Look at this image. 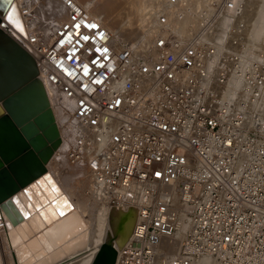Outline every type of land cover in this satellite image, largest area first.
Returning <instances> with one entry per match:
<instances>
[{
	"label": "built area",
	"instance_id": "obj_1",
	"mask_svg": "<svg viewBox=\"0 0 264 264\" xmlns=\"http://www.w3.org/2000/svg\"><path fill=\"white\" fill-rule=\"evenodd\" d=\"M59 1L45 38L15 0L39 79L70 103L68 162L106 206L137 208L114 264H264V30L248 0H165L130 42Z\"/></svg>",
	"mask_w": 264,
	"mask_h": 264
},
{
	"label": "bare ground",
	"instance_id": "obj_2",
	"mask_svg": "<svg viewBox=\"0 0 264 264\" xmlns=\"http://www.w3.org/2000/svg\"><path fill=\"white\" fill-rule=\"evenodd\" d=\"M54 1H47L48 3L46 8L50 7L48 8L49 10L46 9L47 14L49 11L48 21H39L44 23V25L42 24V30L40 29V31L45 38H49L57 23L66 19L68 16V11L61 4V2L59 0H57L58 2L56 0ZM136 1L137 0H134L132 2L133 7L130 6L131 4L129 5L128 3H126L131 7V9H133L132 12L135 10L134 7H140L139 4L135 3ZM154 2H156V6L154 7V9H151L152 11L150 9H147L145 5L143 6V9L144 11H147L144 13H142L141 11V14H138L139 12L135 14V11L132 13L133 15L128 13L129 15L133 16L132 19L131 16L129 18V22H131L130 26H132V28L130 29L132 30L129 29L128 23L126 24L128 26L127 28L129 31L136 34L134 40H131V38L129 39L130 41H135L138 35H140V33L144 32L147 29L153 13L156 10L163 8L165 0H154ZM250 2L251 0H248L246 8L247 19L253 18L257 33H262V30H264V17L258 15V10H256L253 14L249 13L248 6L250 5ZM255 2L256 4H260V6L264 5L263 1H259V3L257 1ZM86 3L89 4V7H87L86 5H84V7L90 12V14L98 18L104 25L105 22L103 23L101 17L93 13V10H98V5L95 6L93 4V1H91V3ZM126 6L127 5H124V9L126 8ZM129 6H127V9L130 8ZM109 9H105V13L108 15H110ZM34 13L35 12L33 11V14ZM103 16L105 15L103 14ZM20 17L21 20H23L21 14ZM35 17L36 15H33V17H31V22L33 23V25L40 24L38 23V21L36 23ZM36 19L38 18L36 17ZM22 24L25 30L26 28L23 21ZM108 24V22L107 24L105 23V25ZM111 24L112 23H110V25ZM105 27L107 29L109 28L107 26ZM108 30L110 31L111 29ZM128 30H126L127 34H130ZM138 30L140 31L136 33V31ZM26 36L27 35L25 30V37L21 36V38L30 50L29 45H27L25 41ZM114 36L116 37V39L130 42L125 38L123 39V35L121 36L122 39L119 38L120 36ZM41 83L44 90L47 89L48 95L50 97L54 96L56 98H59V102H63L65 105H67V109L65 110L66 119L62 122L72 124L68 114V110L70 109L69 101L61 97L56 87H53L47 83L45 84L42 81ZM68 132H74L70 125ZM60 144L62 145V148H59V153L64 155V158H66L67 160L66 164L69 167L65 171L63 169V166L60 167V165H58L56 157L59 156V153L55 154L53 157L51 156V160L49 159L50 161H48L46 164L47 171L50 175L49 177H47V179L44 180V183H46V185L48 186L40 182L38 186H33L31 188L30 195L21 197L23 203L29 201L28 203L30 210H28L27 216L22 217L20 222L13 226L9 224L6 227L5 225L4 230L0 233V264H49L50 261L57 257L61 258V260L55 264H91L97 248L109 237L111 231L109 222V217L111 214L110 211L113 210L115 212L122 207L106 206L105 202L100 198L99 193L94 190L92 181L85 169V165L82 162L70 164L66 157L65 141L61 140ZM85 175L87 177L86 179H84ZM53 185L58 191L56 196H61L63 194L64 197H66V199L69 201V203H64V207H60L59 204L57 205V201L55 202V207L51 204L53 194L52 192L49 193L48 189ZM84 191L85 193H83ZM88 203H91L90 205H93L97 208L95 209L94 215H92V213L90 214V210L87 205ZM103 205L106 207H104ZM57 208H60L61 211H65L64 214L57 215ZM136 220L137 215L134 212V214L129 217V220L123 225V239H125L124 243L127 242L129 237L131 236L133 230L132 226L134 227ZM53 241L54 243L55 241H58V243L53 244V248L49 249L48 251V244H52ZM173 249L174 247L168 248L169 252L173 251Z\"/></svg>",
	"mask_w": 264,
	"mask_h": 264
},
{
	"label": "water",
	"instance_id": "obj_3",
	"mask_svg": "<svg viewBox=\"0 0 264 264\" xmlns=\"http://www.w3.org/2000/svg\"><path fill=\"white\" fill-rule=\"evenodd\" d=\"M0 16V26L7 32L0 29V206L7 227L28 215L29 201L23 203L21 197L30 195L40 182L46 185L50 175L46 164L61 139L35 58L21 38L25 30L15 0H0ZM48 191L54 207L56 201L60 207L69 203L63 194L56 196L54 185ZM64 212L56 209L57 215ZM110 212L109 237L91 264H114L117 250L126 243L123 225L134 212L137 215L133 206Z\"/></svg>",
	"mask_w": 264,
	"mask_h": 264
},
{
	"label": "rangeland",
	"instance_id": "obj_4",
	"mask_svg": "<svg viewBox=\"0 0 264 264\" xmlns=\"http://www.w3.org/2000/svg\"><path fill=\"white\" fill-rule=\"evenodd\" d=\"M28 1V3H29V5H30V7L33 9V11L35 12L34 13V15H36V17L38 18V19H36V17H35V21H36V23H37V21H38V23H40V24H36V25H34V26H36L37 28H39V30L41 29L42 30V28H41V26H42V24L44 25V23H42V22H39V21H44V22H47L48 21V17H49V11H48V14H47V12H46V9H48V8H50V7H48V8H46L47 7V1H54V0H27ZM57 1V0H56ZM83 7H84V5H86L87 7H89V4L88 3H86V2H90L91 3V1H93V4L95 5V6H97V9L98 10H93V13H95L97 16H99V17H101V19H102V21H103V23L105 22L106 24H107V22L109 23L108 25H105V23H104V26H107V27H109V25H110V23H112L111 25H110V27L108 28V29H111L110 31L113 33V35H116L117 37H119V38H121V36L123 35V39L125 38L127 41L129 40V39H131V40H134V38H135V35L136 34H134V32L132 33L131 31H129L128 30V26H129V29L130 28H132V26H130L131 25V22H129V18H130V16H131V19H132V13L134 12L135 14H137L138 12V14H141L140 13V11L142 12V13H144V12H146L147 10H145L144 11V9H143V6H145L146 5V7H147V9H154V7L156 6V2H154V0H137L135 3H137V4H139L140 5V9H143V10H140L139 8H138V6H137V8L136 7H134L135 8V10L132 12V10L133 9H131V7L130 6H132L133 7V5H132V2L134 1V0H77ZM84 1H85V3H84ZM127 1V2H126ZM130 1V2H129ZM55 2V1H54ZM58 2V1H57ZM96 2H97V4H96ZM108 2V3H107ZM110 2V3H109ZM118 2V3H117ZM142 2V3H141ZM83 3V4H82ZM122 3V4H121ZM126 3H128V4H126ZM153 3V4H152ZM111 4V5H110ZM136 4V5H137ZM144 4V5H143ZM93 5V6H94ZM108 5V6H107ZM110 5V6H109ZM123 5V6H122ZM124 5H127V6H129L130 8L129 9H127V6H126V8L124 9ZM117 7V8H116ZM121 7V8H120ZM110 8V9H109ZM113 8H115V9H113ZM105 9H109V14L110 15H108V14H106L105 12H106V10ZM122 9V10H121ZM49 10V9H48ZM127 10H129V11H127ZM256 10H258V15L259 16H262V17H264V5H262V6H260V4H256V2L254 1V0H251V2H250V5L248 6V11H249V13H251V14H253ZM111 11V12H110ZM152 11V10H151ZM127 13V14H126ZM132 14V15H129V14ZM103 14L105 15V16H103ZM100 15H102V16H100ZM107 16V17H106ZM0 18H1V20H3V18L0 16ZM107 21V22H106ZM118 23V24H117ZM128 23V26L126 25ZM127 28V29H126ZM0 29L2 30V31H5V29L4 28H2L1 26H0ZM122 29V30H121ZM26 30V29H25ZM126 30H128V32H130V34H131V36H130V34L128 33L127 34V31ZM130 30H132V29H130ZM140 30H138V31H136V33L137 32H139ZM6 32V31H5ZM115 32H116V34H115ZM122 34V35H121ZM125 34V35H124ZM26 35H27V31H26ZM128 35V36H127ZM122 39V38H121ZM130 41V40H129ZM46 91V95H47V97H48V100H49V102H50V105H51V108H52V110H53V112H54V115H55V120H56V123L58 122L59 124H60V122H62L63 120H65L66 119V109H67V105H65L63 102H59V98H56V97H54V96H52V97H50L49 95H48V91H47V89L45 90ZM57 123V124H58ZM57 127H58V125H57ZM59 130V129H58ZM62 145L60 144L59 145V147H58V149H56L55 151H54V153H53V155H52V157L55 155V154H57V153H59V148L61 147ZM62 148V147H61ZM62 152V151H61ZM50 160H51V158H50ZM49 160V161H50ZM56 161H57V163H58V165H60V167L61 166H63V169L66 171L67 169H68V165L66 164V158H64V155L63 154H61V153H59V156H57L56 157ZM85 174V173H84ZM87 177H86V175H85V178L84 179H86ZM84 181V180H83ZM82 188V187H81ZM83 190H84V188H83ZM83 193H85V191L83 192ZM82 193V194H83ZM77 194H78V192H77ZM81 194V195H82ZM91 203H88L87 205H88V208H89V212H90V214L92 213V215H94V213H95V209H97L96 207H94L93 205H90ZM90 205V206H89ZM104 206V205H103ZM92 207V208H91ZM104 207H106V206H104ZM136 222V221H135ZM55 243H58V241H55ZM54 243V241L52 242V244H48V251H49V249H51V248H53V244H55ZM48 253V252H47ZM61 260V258H59V257H57V258H55V259H53L52 261H50L49 262V264H55V263H58L59 261Z\"/></svg>",
	"mask_w": 264,
	"mask_h": 264
},
{
	"label": "snow or ice",
	"instance_id": "obj_5",
	"mask_svg": "<svg viewBox=\"0 0 264 264\" xmlns=\"http://www.w3.org/2000/svg\"><path fill=\"white\" fill-rule=\"evenodd\" d=\"M9 19H12L11 17H9ZM93 27H95L94 25H93ZM85 39H87V37H85Z\"/></svg>",
	"mask_w": 264,
	"mask_h": 264
}]
</instances>
